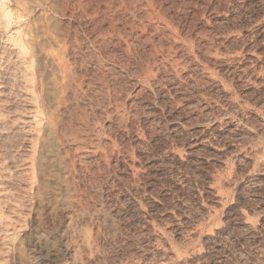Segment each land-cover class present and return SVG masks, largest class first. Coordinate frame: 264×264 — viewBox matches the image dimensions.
Instances as JSON below:
<instances>
[{"label":"rangeland","instance_id":"rangeland-1","mask_svg":"<svg viewBox=\"0 0 264 264\" xmlns=\"http://www.w3.org/2000/svg\"><path fill=\"white\" fill-rule=\"evenodd\" d=\"M0 264H264V0H0Z\"/></svg>","mask_w":264,"mask_h":264}]
</instances>
